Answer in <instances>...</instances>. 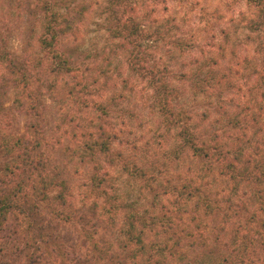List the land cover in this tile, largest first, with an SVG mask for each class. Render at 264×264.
<instances>
[{
    "label": "clouds",
    "instance_id": "obj_1",
    "mask_svg": "<svg viewBox=\"0 0 264 264\" xmlns=\"http://www.w3.org/2000/svg\"><path fill=\"white\" fill-rule=\"evenodd\" d=\"M105 7L107 5L104 0H91L83 20L75 23L71 32L58 39L55 48L48 50H42L39 43L43 35L40 22L35 24V35L29 43L24 39L22 19L9 20L6 16L4 20L5 25L12 29V38L8 41L9 51L12 55L24 60L33 86L48 80L50 83H57L61 94L59 96L55 93L42 95L43 111L37 113L39 119L27 111L23 114L9 111L12 107L6 105L5 115L0 118V132L11 137L13 143L23 135L30 152L38 144L36 155L49 163L50 171L57 167L64 168L71 177L65 199L72 208L78 206L88 196L85 186L93 175L108 180L111 186L118 185L122 179L118 163L110 162L107 155H85V145H92L102 139L110 140L115 136V143L110 142L109 154L123 153L129 158L142 157L149 162L161 159L163 154L158 141H163L166 146L176 143L175 131L179 126L180 117L177 116L173 121L172 115L180 113L184 108V105L177 103L171 97L152 95V84L145 80V76L151 77L158 62L163 63L165 59H172L174 50L166 46L168 41L159 46L153 43L154 36L137 41L143 45L144 49L150 50L152 56L142 66L135 63L133 57L143 49L140 47L134 52V44L123 38H120V42L117 43L110 37V32L107 30L109 14L103 11ZM116 11L121 26L126 25L131 18L140 24L145 37L151 36L154 29L166 21L175 22L179 31L174 32L170 39L191 37L201 49L207 46V50L200 56L201 59L213 56L225 65L235 64L238 69L242 61L255 62L258 66L257 71L264 75L262 71L264 65L260 64V61L264 59V52L256 51V43L245 42L246 37L255 40L257 35L260 36L261 41H264V31L260 33L248 31V25L257 20L261 9L248 3L247 0H164V2L155 3L148 0L145 3L122 5ZM5 12L7 13V9ZM59 12L63 17L69 16V11L65 9H60ZM17 25L19 27H16ZM222 32L229 36L227 43L221 35ZM73 48L79 49L81 53L79 58L67 56L66 49ZM61 54L71 64L72 71L69 75L57 78L51 73L49 65L53 63L54 56L60 57ZM186 58H188L187 54L183 57L177 54L178 65ZM0 74L6 77L8 75L3 70H0ZM9 78L15 79V77ZM247 87H251V84H247ZM20 90L17 89V91ZM32 90L33 88L30 87L25 91ZM69 92L72 93L71 96L68 95ZM92 97H103L110 102L115 101V110L109 116L101 117L91 104ZM245 99H247L246 95ZM254 105L264 109V100L257 98L249 105L252 108L250 115L255 114L256 119L259 120V124L252 128L246 137V139L251 138L252 147L256 146L257 141L264 144V131L252 137V132L257 128L264 129V110L257 113ZM65 116L68 118L65 119ZM29 123L39 128L38 134L33 135L27 130L26 126ZM134 125H142V127L136 130L135 135H130ZM197 131L200 130L197 129ZM60 154H64L66 158L58 159ZM261 154L264 155V148H261ZM256 158L252 148H249L245 159L255 160ZM239 166L237 164V167ZM21 167L17 163V168ZM216 170L217 167L212 162H209L205 168L193 158L192 153L185 152L181 161L163 169L162 176L159 173L156 174L157 178L151 184L171 182L199 187L204 177H207L217 191L223 190L221 195H224L230 190L229 182L226 175L220 174L217 177ZM17 175H20L19 171ZM181 176L184 178L183 181L179 180ZM197 177L200 179L197 180ZM33 183H36L35 176L25 188L24 194H31ZM165 186L167 187V184ZM240 187L242 193L246 195L238 197L237 203L247 208L249 213H255L256 216L264 219L261 211H257V207L260 208L261 205L250 203L254 187L246 184ZM260 190L264 191V185L260 187ZM200 195L201 193L194 194L191 202L197 204ZM254 230V225L240 230V237L247 236L253 241L244 255H239L241 250L239 239L228 249L229 252L235 253L230 259H234L236 264H264V250L255 244L256 240L264 238V232L257 237ZM159 232L149 234L145 243L154 240L163 241L164 236L159 235ZM210 232L209 229L192 234L194 237L202 236L210 245ZM49 251L52 255L45 256L47 264H62L55 250L49 249ZM180 252L188 254V250L183 247ZM189 258H191L190 255ZM159 259L153 255L149 264H155V261ZM146 260L147 256H138L133 264H143ZM164 261L165 264H177L176 257L165 255ZM21 264H23L22 261Z\"/></svg>",
    "mask_w": 264,
    "mask_h": 264
},
{
    "label": "rangeland",
    "instance_id": "obj_2",
    "mask_svg": "<svg viewBox=\"0 0 264 264\" xmlns=\"http://www.w3.org/2000/svg\"><path fill=\"white\" fill-rule=\"evenodd\" d=\"M91 0H0V55L8 52L10 57L14 59L15 64L19 67L22 66L25 69V75L28 80V85L22 84V81L11 74L8 61L0 59V70L7 72V77L0 74V118L5 115L4 107L10 105L12 109L9 111L23 114L25 111L31 113L33 116L39 119L37 113L43 111L42 95L47 93H55L60 95L57 83H50L48 80L33 86L30 77L28 76L27 68L24 60L21 57L14 56L9 51L8 41L12 38V29L5 25L4 20L7 16L9 20H21L24 26V39L27 42H31L35 35L34 26L37 22L43 25V21L46 17L44 6L50 7L54 12L60 15L59 10L65 9L69 11L68 17L60 15V20L63 22L68 33L71 32L75 23L81 22L84 17V13L88 11V7ZM136 2H148V0H129V4ZM152 2H164V0H152ZM107 7L104 8V12L109 14L108 16V31L110 37L115 39L117 43L120 39H116L112 36L113 29L117 26L119 18L117 16V9L120 5L109 4V0H104ZM7 9V13L5 12ZM131 19V18H130ZM133 20V19H131ZM137 23L140 27V24ZM16 27H19L17 25ZM43 29V28H42ZM175 22L166 21L164 24L156 27L152 32V35L145 37L139 28V38L150 39L155 37L153 41L157 46L164 43L166 40L174 51L172 52V59H165L163 63L157 64L155 68L161 70L167 69L170 71V75L166 76L169 84L175 88L178 92L177 103L184 105L181 113H185L191 119V128L195 132L198 138L210 140L211 136L219 135L221 139L227 141V135L230 133H241V144L247 151L252 148L251 138L248 137V133L259 124V120L256 119L255 114L250 115L252 108L249 107L254 101L259 98L264 100V75H261L257 71V65L255 62L248 63L247 61L241 62L239 69L235 64L228 66L223 64L218 58L208 56L201 59L200 56L205 50L200 48V45L195 43V40L191 37L185 39L180 37L179 39L171 40L170 36L174 32H178ZM248 31L253 33H260V31H253L248 25ZM66 35V34H65ZM63 35V36H65ZM224 37L225 43L228 42L229 36L226 33H221ZM62 36V37H63ZM42 37V36H41ZM61 37V38H62ZM139 39L136 41H140ZM246 43H256V51L258 53L264 52V41L260 40V36L257 35L255 40L251 37L245 38ZM239 44V41H237ZM142 48L143 50L133 57V60L140 64L148 62V58L152 56V52L148 49H144L143 45L138 43L135 45L133 51ZM218 51V49H217ZM67 56L71 58H79L81 53L78 48L66 49ZM177 54L183 57L187 54L184 61H181L178 65ZM1 57V56H0ZM5 62V63H3ZM261 65H264V59L260 61ZM71 67V64L68 62ZM51 73L55 77L65 76L71 74H59L57 73L50 63L49 65ZM72 69V68H71ZM264 71V69H262ZM103 75V73L101 74ZM123 75V73H121ZM255 77V80H253ZM147 81V78H145ZM19 81V82H18ZM148 83V81H147ZM19 84H22L18 87ZM247 84H251V87H247ZM28 87V88H27ZM33 88L32 97H27L26 88ZM17 89H21L17 91ZM72 95L71 92L68 93ZM245 95L247 99H245ZM21 100L19 105L17 101ZM91 104L95 111L100 114L101 117H107L113 113L116 108L115 101L105 100L103 97H92ZM98 104H102L104 111L98 108ZM86 106V105H85ZM255 106V105H254ZM256 107V112L264 110L259 106ZM68 117L65 116V119ZM230 121H232L230 123ZM71 122V121H69ZM235 124V126H233ZM33 125V127H31ZM27 130L32 132L33 135L39 133V128L29 123ZM34 127L37 129L34 130ZM142 125H134L130 135H135L136 130L141 128ZM197 129L200 131L198 132ZM260 131L264 129L257 128L252 132V137L259 135ZM246 132V133H245ZM176 143L174 145L166 146L163 141H158L159 148L162 152L161 159L155 161H145L142 157L129 158L124 156L123 153L111 154L108 156L110 162L118 163L121 172V182L118 185L111 186L108 180L103 182V186L109 194L115 196L118 200L124 201L130 204L132 211L139 219L142 220V224L139 222L137 225V235L140 233L142 241L144 242L147 251H154V254L159 257V261L165 264V255L168 257H176L177 264H194L195 262L204 263L205 261H211L215 258L225 257L230 255L228 249L231 243V227L234 228L237 219L232 218L231 209L239 210L237 198L242 193L241 187H239L237 193L233 190V182H229L230 190L224 195H221V191L216 190V187L204 177L203 183L198 187L201 194L197 204L191 202L193 195L189 191H193L195 187L186 183H171L165 182L159 185L151 184L155 180L156 174L163 175V169L165 167H171L177 161H181L185 155V152H189L187 146H183V141L179 137L177 130L175 131ZM235 136V135H234ZM24 137L23 135L20 136ZM245 137V138H244ZM119 139V137H117ZM11 137L5 136L0 132V175L6 173L8 166L13 158L7 157L2 153V144L13 143ZM116 140V137H115ZM114 140V143H115ZM224 143V142H223ZM264 148V144H260L257 141L256 146ZM39 147V146H38ZM154 147V146H153ZM38 149V148H37ZM230 149V147L228 148ZM17 150L13 153L15 155ZM91 155V151L88 145H85V155ZM120 156H117V155ZM103 155V154H101ZM66 158L64 154H60L58 159ZM194 158V157H193ZM197 162L207 167L208 163L194 158ZM256 163L262 164L264 162V155L261 153L255 159ZM47 173L45 175V183H50L47 188H52V185L59 180L67 181L68 185L71 183V177L64 170L63 167L53 168L51 171L49 163L47 166ZM216 175L219 177V172L216 170ZM94 176V175H93ZM92 176V177H93ZM91 177V178H92ZM91 178L88 184L85 186L88 196L79 203L78 206L73 207L77 211V218L82 220L80 223H59L55 221L52 224V231L48 229L49 243H47L46 255L51 256L52 253L49 249L56 248L59 252L64 253L63 256H59L62 260V264H107V261L103 260L98 262L91 258L93 245H97L104 253H108V258H116L114 262L118 264H131L133 263L125 257H121L122 254L120 246V227L122 224L121 216L113 217L102 212L101 207L98 208L97 214L92 210V204L94 203L93 197L89 195L90 186L92 184ZM101 178V177H100ZM104 179V178H103ZM183 176L179 177V180L183 181ZM197 180L200 177L196 178ZM42 184H44L42 182ZM40 181H36L38 188L42 186ZM167 184V187L165 186ZM187 190L182 198H179L178 192H182L185 187ZM115 187V191H113ZM53 188L57 189L55 186ZM191 189V190H190ZM56 191V190H55ZM49 192L48 195H51ZM186 195H188L186 197ZM185 196V197H184ZM253 196L251 197V199ZM101 200H98V206H101ZM209 205V207H206ZM226 206L230 207L229 211L225 210ZM210 207L212 211L210 210ZM214 210V211H213ZM46 208L43 209L42 219L48 218ZM215 211L218 212L215 213ZM220 211V212H219ZM224 211H228V217ZM231 211V212H230ZM165 213V215L162 214ZM231 213V214H230ZM162 215L167 218L166 222L172 225L173 232L164 233L163 230L168 227L161 226ZM39 219V218H38ZM228 220L227 223L225 221ZM75 222V221H74ZM211 230V244L209 245L202 236H193L192 233H199L201 230ZM175 230V231H174ZM160 231V232H159ZM153 232H159V235L164 236V240H154L149 243H145L148 240V235ZM88 233L91 240L85 237L84 234ZM32 237V238H31ZM35 237L32 234L24 235L12 244L2 243L0 241V264H27L26 254L29 251H33L35 246L37 247L38 241L36 239L35 245L32 241H35ZM226 241V242H225ZM95 243V244H94ZM31 246L32 248L22 252V247ZM171 244V247H169ZM115 247V251H113ZM186 248L188 254L181 253V248ZM124 253V252H123ZM68 254L67 260H64V255ZM42 256L39 264H47L45 256ZM105 255V254H101ZM189 255L191 258H189ZM143 257V256H142ZM135 261V260H133ZM236 263L234 259H231L228 264ZM145 264V261L143 262Z\"/></svg>",
    "mask_w": 264,
    "mask_h": 264
},
{
    "label": "trees",
    "instance_id": "obj_3",
    "mask_svg": "<svg viewBox=\"0 0 264 264\" xmlns=\"http://www.w3.org/2000/svg\"><path fill=\"white\" fill-rule=\"evenodd\" d=\"M247 2L261 9L257 20L250 23V28L253 31L264 29V0H247ZM109 4L122 6L129 4V0H109ZM43 10L45 11L46 17L43 21V35L40 38L39 43L42 50H48L55 48L56 41L63 35L67 34L68 30L65 28L64 21L62 22L60 20V15L57 12H54L46 5ZM139 28V25L130 18L128 23L123 26L120 25L119 20L117 26L112 31V36L116 39L123 38L131 44L138 46L136 40L141 39V37L139 38ZM0 56V59L8 61L11 74L17 79L21 76L22 78L19 80L22 81V84L28 85L25 69H23L22 66H17L8 52H5ZM51 64L53 69L59 74H68L72 71L71 67L68 65V60H65L63 54H61L60 57L54 56L53 63ZM170 74L172 73L167 69L161 70L159 68H154L151 77L145 76V78H147L148 83L152 84V95L171 97L177 101L178 92L166 79V76ZM22 84H19L18 87ZM26 93L27 97L30 99L32 97V92ZM21 102V100L17 101L19 105ZM98 108L101 110L104 109L102 104H98ZM30 112L33 114V111L30 110ZM177 116L180 117V123L176 130L183 141V146L189 148V151L194 158L206 163L212 162L215 164L219 175H226L227 179L234 183L233 190L236 191V193L240 185L246 184L254 187L253 198L250 200V203L261 205L260 208L257 207V211H261V216H264V191L260 190V187L264 185V162L258 164L255 160L245 159V154L248 151L241 144V133H230L227 135L229 136L227 137L228 143H225L226 141L221 139L218 134L211 136L210 140L202 139L200 137L198 138L195 132L192 131L190 117L181 112L173 113V121ZM231 122L232 121H230V123ZM233 126H235V124H233ZM31 127H33V125ZM35 129H37V127H34V130ZM114 140L115 136L111 137L110 140L102 139L92 145H88L91 155L95 156L96 154H103L110 156V142L112 141V143H114ZM38 146V144L35 145L30 152L28 144L24 141V137H20L15 143L2 144V153L7 157L13 158V161H11L8 166L6 173L0 175V241L6 244H12L18 239H21L22 234H32V236L37 239L39 245L37 247L35 246L33 251H29V253L26 254L27 264H39L42 256L46 255L47 243H49L50 240L47 231L48 229L52 231V224L55 223V221H58L59 223L73 222L78 224L82 220L80 217L76 220L77 211L67 204V200L65 199L68 195L66 180H59L53 184L50 191L47 188L50 183H45L44 180L47 173L48 162L36 155ZM229 147L230 149H228ZM254 148L255 149L252 152L253 155L257 157L261 153V148L258 147V145ZM15 150L20 154L13 155ZM117 156L120 155L118 154ZM229 157L230 159H228ZM17 163L22 167L17 168ZM237 164L240 166L237 167ZM18 171L20 172V175H17ZM33 176L36 177V181H40L41 184L43 182L44 184L38 188L36 185H33L36 183H33L31 194L26 195L24 194V190L29 185ZM91 181L92 184L90 186L91 189L89 195L94 199V203L92 204L93 212L97 214V209L101 207L102 212L108 214L110 217L113 216L116 218L121 216V240L119 241L121 250L124 253L122 252L120 256L125 257L132 262H134L133 260H136L138 256H147L145 264H149L155 254L154 251H147L146 246L142 241V237L140 236L143 234V231L137 235V225L139 222L141 223L142 220L133 213L130 204L120 201L115 196L108 193L103 186L105 179L94 175L91 178ZM53 186L57 189L53 188ZM184 187L185 189L182 192H178L179 198H182L187 190V187ZM49 192H52V194L48 195ZM189 193L194 195L200 194L201 191L198 187H195L193 191H189ZM187 196L188 195H186V197ZM98 200H101V206H98ZM239 205V210H232V218H238V221L235 222L234 228L231 227L230 247L234 246L239 239L241 249L239 255H244L247 247L253 244V241L247 236L240 237V230L249 225H254L255 235L259 237L260 233L264 232V219L256 216L255 213H249L247 208L243 207L240 203ZM206 207H209V205H206ZM44 208L48 210V212L46 211L48 215L47 220L42 219ZM225 208V210L228 211L230 209L228 206ZM210 210L212 211L211 207ZM228 211H224V213L229 220V215L227 214ZM215 213L218 214L217 211H215ZM162 214L165 215L164 212H162ZM163 215L161 218V226L168 227L167 229H164L163 232H173L172 225L166 222L167 218ZM228 220H226L225 223H227ZM84 235L89 240L92 239L88 233ZM36 239L35 241H32L33 245H35ZM255 244L264 250V238L256 240ZM33 245L27 246V244H25V246L22 247L23 250L21 253H23L25 249L27 250V248H32ZM91 251L93 253L91 254V258L96 261L98 260V262L105 260L107 261V264H118V262H114L116 258H108V253H104V251L97 247L96 244L93 245ZM55 252L58 256H63L65 253L59 252L58 248H56ZM234 255L235 253L232 252L230 255H225V257L215 258L209 262L205 261L204 263L195 262L194 264H228L231 260L230 257H233ZM67 258H69L68 254H65L63 259L67 260ZM155 264H162V262L157 260L155 261Z\"/></svg>",
    "mask_w": 264,
    "mask_h": 264
}]
</instances>
